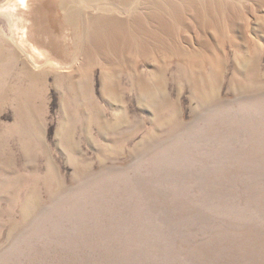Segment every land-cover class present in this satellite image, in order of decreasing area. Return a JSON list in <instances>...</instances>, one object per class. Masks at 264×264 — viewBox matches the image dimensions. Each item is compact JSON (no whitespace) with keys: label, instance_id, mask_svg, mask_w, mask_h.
<instances>
[{"label":"rangeland","instance_id":"1","mask_svg":"<svg viewBox=\"0 0 264 264\" xmlns=\"http://www.w3.org/2000/svg\"><path fill=\"white\" fill-rule=\"evenodd\" d=\"M7 1L0 264H264V0H185L72 73L31 65Z\"/></svg>","mask_w":264,"mask_h":264},{"label":"bare ground","instance_id":"2","mask_svg":"<svg viewBox=\"0 0 264 264\" xmlns=\"http://www.w3.org/2000/svg\"><path fill=\"white\" fill-rule=\"evenodd\" d=\"M175 1L173 8L166 5V0H65L57 8V0H9L3 3V8L10 9L11 13L10 29L14 32L11 41L26 54L31 65L44 72L63 70L72 73L83 68L91 56L104 54L103 49H116L117 40L121 41L122 49H128L132 42L140 40L145 47L150 46L152 32L147 28L155 21L152 13L158 14L162 27L165 22L160 19V14L163 17L164 13H171L176 17L178 7L192 11L185 0ZM81 8L89 11L81 13ZM96 15H107L111 20L102 23L99 18H94ZM74 23L78 37L73 36L77 46L76 53L72 54V46L60 30L65 25L73 29ZM140 26L147 31H140Z\"/></svg>","mask_w":264,"mask_h":264}]
</instances>
